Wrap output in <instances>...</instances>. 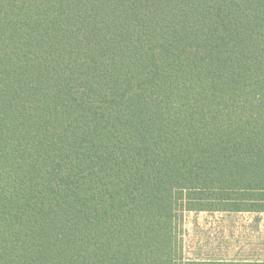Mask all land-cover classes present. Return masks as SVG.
<instances>
[{"label":"trees","instance_id":"obj_1","mask_svg":"<svg viewBox=\"0 0 264 264\" xmlns=\"http://www.w3.org/2000/svg\"><path fill=\"white\" fill-rule=\"evenodd\" d=\"M204 211L264 212V0H0V264H224Z\"/></svg>","mask_w":264,"mask_h":264},{"label":"crops","instance_id":"obj_2","mask_svg":"<svg viewBox=\"0 0 264 264\" xmlns=\"http://www.w3.org/2000/svg\"><path fill=\"white\" fill-rule=\"evenodd\" d=\"M183 248L192 262L264 264V212H187Z\"/></svg>","mask_w":264,"mask_h":264}]
</instances>
